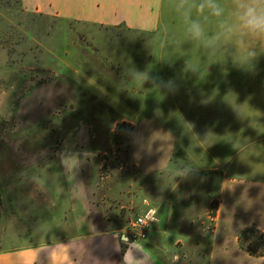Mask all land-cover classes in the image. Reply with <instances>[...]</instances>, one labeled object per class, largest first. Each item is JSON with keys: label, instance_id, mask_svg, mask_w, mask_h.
Listing matches in <instances>:
<instances>
[{"label": "rangeland", "instance_id": "1", "mask_svg": "<svg viewBox=\"0 0 264 264\" xmlns=\"http://www.w3.org/2000/svg\"><path fill=\"white\" fill-rule=\"evenodd\" d=\"M193 22L197 0H170L160 30L152 35L27 13L21 0H0V179L1 174L20 175L10 186L22 184L31 191L39 170H62L51 155L61 148L91 152L103 175H111L113 165L126 163L133 148L135 127L129 122L141 124V131L149 123L160 138L165 130L166 136L187 131L182 135L192 146L199 136L204 143L198 146L197 168L241 161L254 149L245 141L248 136L264 135L257 127L264 110L253 108L264 105V35L216 25L195 38ZM211 88L218 93L208 94ZM146 147L139 136L136 151ZM186 153L180 150L173 159L191 169L194 161ZM67 155L71 159L75 153ZM186 171L184 183L196 189L193 196L179 204L177 191L172 192L170 228L163 239L155 234L149 242L164 247L156 257L165 264H172L173 256L178 264H211L212 244L203 238L200 221L205 219L203 192L197 193L195 172ZM138 178L145 187L142 196L153 202L179 181L159 172L142 171ZM46 199L38 198L39 206H49L52 199ZM139 213L132 214V222ZM177 240L188 248L177 247ZM247 241L250 248L254 242ZM232 253L224 264H253Z\"/></svg>", "mask_w": 264, "mask_h": 264}, {"label": "crops", "instance_id": "2", "mask_svg": "<svg viewBox=\"0 0 264 264\" xmlns=\"http://www.w3.org/2000/svg\"><path fill=\"white\" fill-rule=\"evenodd\" d=\"M21 1L27 13L61 17L94 27H119L132 34L146 35L160 30L164 9L170 3V0ZM201 2L197 0V22L202 30H212L216 25L232 31L244 29L234 13V0H215L221 9L227 8L228 13L223 12V17L212 15L207 6L203 12L198 11ZM234 20L238 24L234 25ZM207 93L218 91L211 88ZM253 108L263 111L264 105ZM128 124L135 127L133 148L126 163L113 165L111 170L116 171L111 175H103L99 160L92 158L91 152L75 148L55 150L52 158L62 170H39V181L36 179L39 183L31 191L22 184L17 188L10 186L20 175L1 174L0 264H124L125 255L127 264H165L156 257L164 247L150 243L149 239L155 234L163 239L170 228L172 206L167 204L172 192L177 191L179 204L184 196H193L192 191L196 189L191 183H184L185 176H189L186 170L195 172L197 188L201 187L197 193L203 192L205 219L200 216V221L205 230L203 238L207 237L212 244L211 264H224L233 251L253 264L264 262V256H250L238 242L243 229L253 228L264 233V135L253 140L248 136L245 141L249 146L254 145V149L241 161L218 162L212 169H206L197 168L198 146L204 143H199V136L192 146L190 138L182 135L187 131L166 136L168 131L163 127L165 134L160 138L149 123L144 131L139 123ZM177 127L190 128L180 124ZM257 127L264 128V122L258 120ZM139 136L146 139L145 151H136ZM180 150L193 159V168L185 169L174 160ZM67 153L75 155L69 159ZM225 164L227 167L223 170ZM142 171L166 173L168 179L177 177L179 181L165 198L153 202L142 196L144 185H138V174ZM197 196L200 200V193ZM47 197L52 199L49 206H39L38 198L46 202ZM138 200H142V209L137 205ZM149 209L157 214L147 239L131 243L128 238L132 232V214L139 210L140 215ZM192 223L196 225L197 220ZM175 245L188 248V243L182 244L180 240Z\"/></svg>", "mask_w": 264, "mask_h": 264}, {"label": "clouds", "instance_id": "3", "mask_svg": "<svg viewBox=\"0 0 264 264\" xmlns=\"http://www.w3.org/2000/svg\"><path fill=\"white\" fill-rule=\"evenodd\" d=\"M214 16H221L222 9L215 0H203L198 5V11L203 12L205 7ZM235 15L241 26L254 35H264V0H234ZM193 36L199 38L203 30L198 22H193L190 28ZM124 264H127L125 255ZM172 264H178V257H172Z\"/></svg>", "mask_w": 264, "mask_h": 264}, {"label": "trees", "instance_id": "4", "mask_svg": "<svg viewBox=\"0 0 264 264\" xmlns=\"http://www.w3.org/2000/svg\"><path fill=\"white\" fill-rule=\"evenodd\" d=\"M120 127H125V125L123 124ZM132 131L134 133L133 129ZM130 137L131 136H128L129 139ZM247 240H251L252 242H254L252 246L250 245L252 248L251 247L248 248ZM238 242H239V246L241 247V249L247 252L250 256H253V257H263L264 256V233L261 232L260 230L253 229V228L243 229L239 234Z\"/></svg>", "mask_w": 264, "mask_h": 264}, {"label": "built area", "instance_id": "5", "mask_svg": "<svg viewBox=\"0 0 264 264\" xmlns=\"http://www.w3.org/2000/svg\"><path fill=\"white\" fill-rule=\"evenodd\" d=\"M156 214L154 209H149L137 216L132 222V232L128 238L131 243L137 244L147 239L149 228L156 220Z\"/></svg>", "mask_w": 264, "mask_h": 264}]
</instances>
